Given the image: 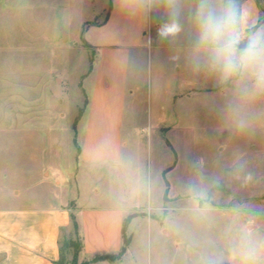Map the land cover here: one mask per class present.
I'll return each mask as SVG.
<instances>
[{"label":"rangeland","instance_id":"1","mask_svg":"<svg viewBox=\"0 0 264 264\" xmlns=\"http://www.w3.org/2000/svg\"><path fill=\"white\" fill-rule=\"evenodd\" d=\"M112 3L0 0V206L46 205L60 194L76 215L77 205L122 198L137 209L132 219H152L129 224L124 264H264V95L243 100L192 69L198 0H175L181 31L168 38L158 33L169 21L166 0L144 2L124 129L125 160L139 175L80 163L76 127L97 57L86 31L105 21ZM234 6L242 35L264 32V0ZM177 193L169 208L148 209ZM64 236L78 238L72 223Z\"/></svg>","mask_w":264,"mask_h":264},{"label":"crops","instance_id":"2","mask_svg":"<svg viewBox=\"0 0 264 264\" xmlns=\"http://www.w3.org/2000/svg\"><path fill=\"white\" fill-rule=\"evenodd\" d=\"M144 23V0H113L109 19L90 26L86 31V41L94 47L97 57L86 78L89 103L76 132L81 148L80 163L83 165H107L111 171L115 169L118 173L127 171L139 175V167H132L125 160L124 149L128 140L124 129L128 98L133 94L129 86L130 58L133 49L140 45ZM88 81H91V88H88ZM172 190L171 185L170 192ZM181 197L179 194L178 198L170 195L168 202L163 200L167 206L155 207L149 202L148 209L154 213L169 208ZM55 199L46 205L0 206V264H54L59 260L62 230L70 227L74 209L68 206L72 200L60 194ZM120 200L121 203L105 207H75L84 245L82 262L98 255L116 256L121 252L125 220L137 209L128 206L124 199ZM146 217L152 223V219ZM146 217H134L129 229L134 222ZM130 235L133 240L131 231ZM131 254L130 245L122 259L94 264H124Z\"/></svg>","mask_w":264,"mask_h":264},{"label":"clouds","instance_id":"3","mask_svg":"<svg viewBox=\"0 0 264 264\" xmlns=\"http://www.w3.org/2000/svg\"><path fill=\"white\" fill-rule=\"evenodd\" d=\"M144 2L146 8L153 4V0ZM166 2L169 21L158 30L162 38L181 31L175 0ZM189 63L194 71L213 76L220 85H231L243 100L264 95V32L241 34L234 0H198Z\"/></svg>","mask_w":264,"mask_h":264},{"label":"trees","instance_id":"4","mask_svg":"<svg viewBox=\"0 0 264 264\" xmlns=\"http://www.w3.org/2000/svg\"><path fill=\"white\" fill-rule=\"evenodd\" d=\"M112 6H113V3L111 5V8H110L109 13L107 15V18L105 19L104 22H106L109 19L110 13L112 11ZM86 46H87V48H92L94 50V47L87 41H86ZM93 67H94V60L92 61L90 73L93 70ZM76 131H77V127H76ZM75 140L77 141V135L75 136ZM79 153H81V148H79ZM167 188H168L167 189V193H168L169 185L167 186ZM165 201L166 202L169 201L167 194L165 196ZM132 218H133V216H128L125 220V223H124V230H123L124 246H123L121 252L119 253L122 255L127 252L128 247L131 244V237L127 236V231H128V226H129ZM71 223L75 229V234H76V236H78V238H75V239L74 238L73 239L68 238L67 239L64 236V232L67 229L62 230V234H61V238H60V258L54 264H78V262H79V256L83 251L84 245H83V239L80 235L77 216L74 213L71 214ZM70 252H72V260L69 263L68 262V255ZM115 258H116V256H113V255H107V256L98 255V256H95L94 258H92L91 260H87V261L83 262L82 264H94V263H97L99 261H105V260H112L113 261Z\"/></svg>","mask_w":264,"mask_h":264}]
</instances>
